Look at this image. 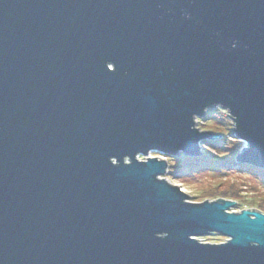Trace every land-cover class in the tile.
I'll return each mask as SVG.
<instances>
[{
	"label": "water",
	"instance_id": "water-1",
	"mask_svg": "<svg viewBox=\"0 0 264 264\" xmlns=\"http://www.w3.org/2000/svg\"><path fill=\"white\" fill-rule=\"evenodd\" d=\"M217 103L264 169V0H0V264H264V213L149 156Z\"/></svg>",
	"mask_w": 264,
	"mask_h": 264
},
{
	"label": "rangeland",
	"instance_id": "rangeland-1",
	"mask_svg": "<svg viewBox=\"0 0 264 264\" xmlns=\"http://www.w3.org/2000/svg\"><path fill=\"white\" fill-rule=\"evenodd\" d=\"M210 111L216 112V114H214L213 116H216L217 118L215 117V119L205 120ZM207 115L204 118L196 119L197 127L200 130L209 131L214 134H219V132L222 131L223 133H230V135H233V137L235 136L233 132V123L229 117L228 111L225 108H222L221 106L211 107L208 110ZM220 135L222 136V133ZM236 139L241 143H239L240 145L238 147V151L235 152L236 154L231 157L224 155V152L230 150V148H228V144L230 143V141H227V139L222 140L216 144L217 147H226L225 149L219 151L212 150L210 147H207L208 145H206V142L203 141L201 143V156L204 154V151L208 150L212 153V157H209L210 160L212 158L225 160L226 158L233 157L237 159L246 144L244 141H241L238 138ZM230 151L233 152L235 150L232 148V150ZM149 156L167 159L169 169H171V171L164 178L172 184L180 186V188L185 193H187L190 198L209 201L220 199L232 200L235 202V206L231 208V211L235 212H240L243 209L262 211V208L260 209L258 207V204H256L254 200H248L245 193L252 192L259 194L260 190L264 188L247 174L233 171H229L223 174L219 171L209 169L206 166H199L197 169L193 170L190 173H177L179 171V167L178 164H174L173 160L171 159L173 157L164 156L155 152L150 153ZM171 173H177V175H170ZM185 189H187V191H185ZM261 203L264 205V201H262ZM245 204H252L253 206L245 207ZM225 240V237L212 235L202 238L201 241L210 243H222L225 242Z\"/></svg>",
	"mask_w": 264,
	"mask_h": 264
},
{
	"label": "trees",
	"instance_id": "trees-1",
	"mask_svg": "<svg viewBox=\"0 0 264 264\" xmlns=\"http://www.w3.org/2000/svg\"><path fill=\"white\" fill-rule=\"evenodd\" d=\"M214 114H216V112L214 111H210L208 113V115L206 116L205 120H209V119H215L216 116H213ZM217 118V117H216ZM222 133L221 138L217 139V140H206V145H208L207 147H210L212 150H222L225 149L226 147L222 146V147H217L216 144L222 140L227 139V141H230V143L228 144V148H230V150H232V148L235 151H226L224 152V155H227L228 157L233 156L234 154H236L235 152L238 151V147H239V143H241L240 141H238L236 139V137L233 135H230V133H223L222 131L219 132V134ZM216 134V133H215ZM215 146V147H214ZM227 150V149H226ZM230 151V152H229ZM204 154L202 156L199 157H189L186 155H177L173 158H171L174 162V164H178V169L179 171L177 173H190L193 170L197 169L199 166H206L209 169H213L215 171H219L220 173H227L229 171H233V172H238V173H242V174H247L250 177L253 178L254 181H256L257 183H259L263 188H264V169H258L255 167H252L248 164L242 163L240 161H238L235 157L233 158H226L225 160H218L217 158H212L210 160L209 157H212V153L208 150L203 152ZM173 164V165H174ZM177 173H171L170 175H177ZM258 207L264 208V205L262 203L258 204ZM263 212V211H262Z\"/></svg>",
	"mask_w": 264,
	"mask_h": 264
},
{
	"label": "clouds",
	"instance_id": "clouds-1",
	"mask_svg": "<svg viewBox=\"0 0 264 264\" xmlns=\"http://www.w3.org/2000/svg\"><path fill=\"white\" fill-rule=\"evenodd\" d=\"M235 46L236 45L234 43L233 47H235ZM221 104L222 103H217L216 106H219ZM111 162L113 164H115L114 161H111ZM245 195L247 196L249 201H253L254 200L256 202V204H260L262 201H264V189H261L259 194L248 192V193H245ZM251 206H253V205L252 204H245V207H251ZM261 210L264 211V208H262ZM157 235L160 236L161 233H157ZM165 235H167V234L165 233Z\"/></svg>",
	"mask_w": 264,
	"mask_h": 264
},
{
	"label": "bare ground",
	"instance_id": "bare-ground-1",
	"mask_svg": "<svg viewBox=\"0 0 264 264\" xmlns=\"http://www.w3.org/2000/svg\"><path fill=\"white\" fill-rule=\"evenodd\" d=\"M230 210H231V209H230ZM230 210H229V211H230ZM243 210H246V209H243ZM250 210H251V209H250ZM230 212H231V211H230ZM261 212H262V211H261ZM262 213H264V212H262ZM219 236H220V235H219ZM226 240H227V239H226Z\"/></svg>",
	"mask_w": 264,
	"mask_h": 264
},
{
	"label": "snow or ice",
	"instance_id": "snow-or-ice-1",
	"mask_svg": "<svg viewBox=\"0 0 264 264\" xmlns=\"http://www.w3.org/2000/svg\"><path fill=\"white\" fill-rule=\"evenodd\" d=\"M185 191H187V189H185Z\"/></svg>",
	"mask_w": 264,
	"mask_h": 264
},
{
	"label": "flooded vegetation",
	"instance_id": "flooded-vegetation-1",
	"mask_svg": "<svg viewBox=\"0 0 264 264\" xmlns=\"http://www.w3.org/2000/svg\"><path fill=\"white\" fill-rule=\"evenodd\" d=\"M226 241V240H225Z\"/></svg>",
	"mask_w": 264,
	"mask_h": 264
}]
</instances>
